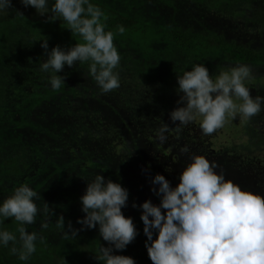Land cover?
I'll list each match as a JSON object with an SVG mask.
<instances>
[{
  "label": "clouds",
  "instance_id": "9594fccd",
  "mask_svg": "<svg viewBox=\"0 0 264 264\" xmlns=\"http://www.w3.org/2000/svg\"><path fill=\"white\" fill-rule=\"evenodd\" d=\"M25 8H35L40 16L47 14V22L62 19L72 36H79L82 43L67 49L57 45L49 51L47 39L41 47L47 59L41 71L60 73L65 65L73 67L77 62H90L88 74L100 90L107 94L120 87L119 74L114 71L120 63V55L114 45L115 33L105 31V13L89 0H55L49 7L48 0H20ZM12 8V0H0V12ZM23 15L22 13H20ZM123 34V26H117ZM251 68L241 64L230 71L221 72L215 79L204 64H196L190 71L177 77L178 105L169 113L177 131L180 126L200 119L204 135H211L224 126L226 120L238 115L243 120L258 115L264 97L253 96L244 84L250 78ZM51 88L59 91L65 85V77L52 76ZM239 101V103L237 102ZM178 122V123H177ZM169 125L165 123L157 131L161 143L167 140ZM181 153H188L184 146ZM191 162L179 175V183L173 187L161 174L152 180L153 193L160 198L159 205L146 200L132 207H139L145 248L152 264H264V197L241 190L231 180L218 174V167L200 155H192ZM129 191L120 183L97 174L87 182L85 193L80 197L82 212L78 219L80 229L66 225L63 215L56 223L65 230L67 239L75 238L79 231L99 226V236L107 242L100 245L94 258L102 264H136L134 258L116 255L123 251L138 235L131 217L122 209L128 205ZM42 197L27 185H21L0 205V218H13L19 237L7 230H0V246L12 243L10 254L18 255L22 261L30 259L36 251V241L44 237L29 232L26 225L36 223L38 214L45 216L42 228L50 214H54L46 202L43 209L35 203ZM154 233L156 238L153 239Z\"/></svg>",
  "mask_w": 264,
  "mask_h": 264
},
{
  "label": "rangeland",
  "instance_id": "374dc122",
  "mask_svg": "<svg viewBox=\"0 0 264 264\" xmlns=\"http://www.w3.org/2000/svg\"><path fill=\"white\" fill-rule=\"evenodd\" d=\"M89 1L94 3L98 0ZM100 1L104 3L106 2L112 7V10H118L121 15L132 18L130 28L127 30V27H125V32L122 35L118 33L116 26L114 28L105 27V31H112L115 33L114 45L117 48L122 61L127 64V58L132 60L137 59H134V56L132 55L125 54V50L121 49L119 44L121 46L131 45L132 47H138L141 42L139 48L143 52L144 59L151 60V58L154 57L157 61L152 74H155L154 76L158 75L161 78L155 83H151L149 79L147 82L138 83L136 82L138 80H136L134 83L133 77H129L126 80L119 77L120 87L112 91L113 94L119 97L118 100H120L122 104L127 99L130 101V106L128 108L127 106L123 107L126 111L123 117L126 120L124 122L129 123L133 127L130 126L129 130H127L123 125V129L120 133L126 134V132L129 131L133 134L134 141L139 142V150H135L133 153L135 155H143L151 159L153 161V167L156 170L164 171L163 176L173 187L179 183V175L187 164L191 162L190 158L192 155L203 156L218 166L222 165L225 161L229 162L232 164L233 168L227 166L226 169H222L220 172L232 174L233 177L230 180L238 185L241 190L245 191L252 189V193L264 197V103H262L261 112L258 115L250 118L249 120H243L239 115L235 119L229 117L224 126L217 129L211 135H204L202 133L200 128L201 118L199 117L195 121L190 122L187 126H180L179 131H177V126L174 125L169 118V113L178 106L176 104V101L179 99L176 92V88L178 87L177 77L182 76L185 71H190L194 65L204 64V66L209 69L210 75L213 79H215L221 72L230 71L232 67L241 64L250 66L252 70L251 75L249 79L244 81V84L250 89V94L253 98H255L256 96L264 97V63L228 62L223 54L222 58L218 57L221 55V51H219V49L214 47L212 50H209L205 48L204 45L197 46L195 50H186L182 52L179 51V49L170 48H165V50H163L164 43L161 40L164 37L166 38L167 30L158 28L157 25L160 26V23L158 24L157 21L151 19L153 14L147 13L151 10L150 7L158 0ZM163 1L165 2V0ZM168 1L169 3L174 2V0ZM183 1L184 0H178V3L181 4ZM201 2L205 6L197 7V9H195L194 5L191 4V7L193 8H191L192 16L190 17V19L195 18L200 24L194 25L192 23H188L190 33H193L191 31H198L201 33L198 37L200 43H208L223 36L226 41H234L249 48L264 50V0H201ZM223 2H225L228 7H226V4H222ZM193 9H195L196 13ZM114 12L115 11H113V13ZM174 12L175 10L173 13ZM20 13L23 15L25 14L28 19H32L36 15L39 16L35 8L31 6L25 8L23 4L20 3V0H12V8L5 12H0V108L3 109L9 106H17L30 94L29 83H27V81L22 82L18 79H14L15 75H12L11 69L19 68L21 65L22 67H27L31 71L37 64V61L35 60L38 58L36 49L45 54L44 49L41 46L38 47L39 45L36 42L25 44V41H22V38L18 37V34L21 36L22 28L25 25L23 18L16 22L10 21L5 27H1L4 20L11 19L15 16H21ZM207 13H209V17H207ZM218 14L221 15L218 17ZM178 17L179 16L175 18ZM180 18L182 20L184 16L179 17V19ZM204 18L208 21H204ZM190 19H183V25L186 26L187 21ZM166 21V24L171 26L178 23V21L172 23L168 19ZM215 22L219 25L215 24ZM205 24L209 29H212L207 30L204 26ZM41 25L42 24L31 28V30L33 29L31 33L39 37H45V35L48 34L49 38L47 39V42L49 51L52 48V46H49V44H51L52 37L56 36V42H58L59 40L65 41L67 39L65 36L71 35L69 30L66 31L68 33L66 35L64 30L61 31V29L56 27V30L54 31L56 34L51 36L55 27H51V25L46 24L41 31ZM196 25L199 27L197 28ZM77 38L79 39V43L83 42L79 36ZM28 40L32 41L29 37ZM37 40L40 42L44 41L39 39ZM165 40H167V38ZM148 44L150 48L153 45V50L151 52H147ZM158 44L162 45L158 46ZM201 56L204 57L200 58ZM213 57L215 58L209 60ZM140 59H142V57ZM169 59L182 61L186 64V66L182 67L181 70H176L174 69V65L170 66L167 64ZM207 59L208 61L205 62ZM189 63L190 65L188 66ZM143 64L145 66V63ZM6 71L8 73H6ZM128 83H131L132 87H138L130 90L127 85ZM237 102L239 103V101ZM9 116L11 117V115ZM8 119L9 118L6 116V120ZM120 120L121 118L119 116H117L116 119L113 116H108V121L113 122L111 123L112 125H115L118 122L123 124ZM3 121H5V118H3ZM165 123L169 125V131L165 133L167 140L161 143L157 137V131ZM138 124L140 126H137ZM136 127L140 128L138 132ZM136 133L137 137L135 136ZM108 135L109 136L106 137V143L110 145L108 146L109 152L103 156H109L112 158L113 162L119 163L118 160L122 157V155L128 157L126 153L119 151V147H115V144L119 143L118 138L120 139L121 137L118 136L116 130H111ZM16 139L17 133L11 132L6 136L7 142H4L5 139L0 140V147L10 149L7 156H4L3 161L1 162L3 168H1L2 173L0 174V188L2 189L0 205H2L5 199L14 193V190L17 187L24 183V181L21 182L17 179L16 173L15 175L12 174L15 171H24L22 164L24 156H22L21 151H18L15 147L9 148L11 141ZM132 142L133 141L130 143ZM20 143H22V141ZM3 144H5V146ZM34 144L37 147L40 146L39 141H35ZM184 146L189 148L188 153H181L180 149ZM129 147L133 148L135 145L131 144ZM157 147H160L162 155H165V162L162 158L161 160L155 155V149ZM22 149L24 150L25 148ZM104 150L105 149L102 148L99 150L100 155ZM23 154L28 157L32 155V153ZM218 161L220 164H218ZM71 162L73 164L72 160ZM38 165V160H34L32 167L28 166V169L25 168V171L31 175ZM166 172L170 174L165 175ZM93 176L94 175L90 176V179L88 178L87 181H93L95 179ZM52 177V175L48 174L45 177L43 186L50 185ZM131 177L134 178L132 175ZM14 179H16V182ZM27 186L33 189L32 185L27 184ZM144 187L145 186L135 187L133 188V192H139L140 194L146 193V200H151L153 204L159 205L160 199L153 193L152 188L146 189ZM79 188L80 194L77 196V201L75 202L76 204L72 206L76 209L74 210V212L77 213L76 217L71 215V210L64 213L61 212L63 205L61 202V204H57L59 201L56 199L57 196L61 197L63 195L50 194L47 196L46 200L48 201L49 199L48 205L52 208L54 213L53 215L56 217V222H54L55 218L50 220V214L46 220L49 228H42V222H45V216L41 211V214H38L41 220L37 215L36 223L27 225V230L29 232H35L38 234V237H44L43 241L47 246L55 245L56 247H59L61 252L64 254V257H66L69 249H78L80 252L84 247L83 245L88 243L84 240V237H87L89 234L97 231L96 229H85L83 231H79L77 237H69L66 239L63 235L65 230L58 229L56 227L58 218L63 215L66 220V225L70 221L73 228H81V225L77 223V220L82 219L86 215L81 210L82 205L80 201V197L85 193V187L81 185ZM143 202L144 201H142V203ZM76 205L78 208H76ZM131 206V201L128 198L127 207L122 209L125 216L132 213ZM14 229V227H9L8 231L11 232L12 230L14 231ZM0 230H4V228L1 227ZM94 239L95 238H92L89 241V249L91 251L90 256L95 255L97 252L94 247H100L101 244L105 247L108 246L106 242H102L100 245L99 243H93V241L97 240ZM40 242L41 241L37 239V247H41L42 244H40ZM11 246L12 243L9 242V246L7 247L9 252ZM48 255L49 253L45 251L42 252L36 250L30 259L33 260L34 258L36 264H54L49 261ZM79 256H81V254ZM80 259L81 258L78 256L73 258V260L77 262ZM90 261H94V259L90 258ZM98 263L100 264L99 261ZM57 264H65V262L63 261L62 263Z\"/></svg>",
  "mask_w": 264,
  "mask_h": 264
},
{
  "label": "trees",
  "instance_id": "16d2710c",
  "mask_svg": "<svg viewBox=\"0 0 264 264\" xmlns=\"http://www.w3.org/2000/svg\"><path fill=\"white\" fill-rule=\"evenodd\" d=\"M54 2L55 0H48L49 7H51ZM92 4L98 5L99 8L107 15V20L102 21L105 23L106 27L114 28L115 26L117 27L123 25L124 29L125 27H127V30L130 28L132 18L121 15L116 9L112 10V7L106 2L104 3L98 0ZM191 4L194 5L195 9H197V7L205 6L202 4L201 0H184L181 4L178 3V0H174L173 3H169L168 0H165V2L163 0H158L150 7L151 10L147 13L153 14L151 19L157 21L158 24L160 23V26L157 25L158 28L167 30V40H165V37L161 40L164 43L163 50H165V48H170L179 49V51L182 52L186 50H195L197 46L204 45L205 48L209 50H212L214 47L219 49V51H221V55L218 57L222 58L223 54L228 62L264 63V50L249 48L234 41H226L223 36L208 43H200L198 37L201 33L198 31H191L193 33H190V29L188 27V23H192L194 25L200 24L195 18L190 19L192 16L191 8H193L191 7ZM222 4L226 3L223 2ZM226 7H228V5ZM195 9L193 10L195 11ZM174 10L175 12L173 13ZM113 11L115 12L113 13ZM206 15L207 17L210 16L209 13ZM220 15L221 14H218V17ZM177 16H184L183 19L188 18L190 20H188L187 23L185 22L186 26H184L182 23L183 19L181 20L179 17L175 18ZM21 18L25 21V25L22 28L21 36L18 34V37L22 38V41H25V44L36 42L39 45L38 47H40L42 42L37 39L46 40L49 38L48 34L45 35V37H39L31 33L33 31L31 28L40 24H42L41 31L46 24L51 25V27H55L51 36L56 34L54 32L56 27L61 29V31L64 30L65 32L69 30L66 28V24L62 19L47 22V14L45 16L36 15L32 19H28L25 14L17 17L15 16L11 19L4 20L1 27H5L10 21L16 22L21 20ZM167 19L172 23L177 21L178 23L174 26L168 25L166 24ZM204 21L208 20L204 18ZM215 24L219 25L217 22H215ZM198 25H196L197 28L199 27ZM204 26L207 30L212 29H209L206 24ZM67 34L68 33L66 32V35ZM28 37L32 41L28 40ZM65 37L67 38L65 41L59 40L58 42H56V36L52 37L51 44H49V46L55 47L59 45L62 48L67 49L68 47L79 43V39L77 38L78 36H72L71 34L70 36ZM140 44L138 47H132L131 45L121 46L119 44V47L125 50V54L132 55L134 56V59L137 60L127 58V64H125L122 61V58H120L118 68L114 69V71L117 72L119 77L123 80L133 77L134 83L136 80H138L136 81L138 83L147 82L148 79L151 83H155L158 79H161L160 76H154L155 74H152L157 61L154 57L151 58V60L144 59L143 52L139 48ZM161 45L162 44H158V46ZM147 47V52H151L153 50V45L150 48L148 44ZM36 51L38 55V58L35 59L37 64L31 71L27 67H22L21 65L19 68L11 69L12 75H15L14 79H18L22 82L27 81V83H29L30 94L17 106H9L4 109L0 108V140L5 139L4 142H7V134L16 132L17 139L11 141L9 148H17L18 151H21L22 156H24V159L22 160L24 171H15L12 174L15 175L16 173L17 179L21 182L24 181L21 185L30 184L33 186L32 190L40 193L42 198L35 201L39 208L43 209L44 204L46 202L49 203V199L47 201L46 198L50 194L63 195L61 197L57 196L56 200L59 201L57 204L62 203V213L71 210L70 213L74 217L77 216V213L74 212L76 209L72 206L76 204L75 202L77 201V196L80 194L79 187L83 185L86 190L88 178L92 175H94L93 178H95L97 174L103 175L106 180L111 179L113 182L120 183L123 187L127 188L129 191L128 198L131 201V204H133V202L137 205L142 204V201H146V193H134L133 188L142 186H145L144 188L146 189L153 187L158 188L159 185H152L151 180L156 174L163 175L164 171L156 170L153 167V161L148 157L135 155L133 153V151L139 150V142L134 141L132 133L129 131L126 132V134L120 133L123 129V125L127 130H129V127L132 126L129 123L124 122L126 120L123 117L126 113L123 107L127 106L128 108L130 106V101L127 99L122 104L120 100H118L119 97L112 92L107 94L103 93L95 80L88 74L90 62H77L71 68L65 65L63 71L60 73H55L51 70L45 72L41 71V65L45 62L47 56L38 49H36ZM141 57L142 59H140ZM203 57L204 56H201L200 58ZM214 58L215 57L210 58L209 60ZM173 61L174 60L169 59L167 64L170 66L174 65V69L176 70H181L182 67L186 66L185 63L177 59L174 62ZM207 61L208 59L205 60V62ZM143 63H145V66ZM189 65L190 63L188 66ZM6 73L8 72L6 71ZM57 74L65 77V85L62 86L59 91H54L51 88L50 79L52 76ZM127 85L130 90L138 87L135 86V84V87H132L131 83H128ZM9 115H11V117ZM6 116L9 118L8 120H6ZM108 116H113L115 119L119 116L121 118L120 121H122L123 124L118 122L117 124L112 125L111 123L113 122L108 121ZM3 118H5V121H3ZM137 126L140 125L138 124ZM111 130H116L118 136L121 137L120 139L118 138L119 143L115 144V147H119L120 152L128 155V157L122 155V157L118 160L119 163L113 162L112 158L109 156H103L109 152L108 146L110 145L106 143V137L109 136L108 133ZM136 130L138 132L140 128L136 127ZM135 136L137 137V133ZM21 141L22 143H20ZM35 141L40 142L39 147L34 144ZM131 141L133 142L130 143ZM5 144L3 145L5 146ZM131 144H134L135 147H129ZM22 148L25 149L23 150ZM101 148L105 150L100 155L99 150ZM7 149L8 148L0 147V174L2 173L1 168H3L1 165L3 157L7 156L8 151L10 150ZM23 153H32V155L28 157ZM155 155L159 159L162 158L163 161L165 160V155H162L160 147L155 149ZM34 160H38L39 165L30 175L25 171V168L28 169V166L32 167ZM71 160L73 161V164ZM218 164H220V162ZM227 166L233 168L231 163L225 161L222 165H219L215 171L218 174H223L225 179L230 180L233 177L232 174L220 172L222 169H226ZM48 174L53 176L51 178V184L43 186L45 177ZM169 174L170 173L166 172L165 175ZM131 175L134 176V178H132ZM14 180L16 182V179ZM1 191L2 189L0 188V196H2ZM245 191L252 192L253 190L249 189ZM49 208L52 210L50 206ZM76 208H78L77 205ZM131 208L132 213L126 217H131L133 219L138 235L125 250H114V254L130 256L134 258L136 264H152V261L148 257L147 249L145 248V241L147 240V237L144 234V225L140 219L142 210L139 207L133 208L131 206ZM53 218H55L54 222H56V217L51 214L50 220ZM1 227L7 231L9 227H14V231L12 230L11 232L15 234L17 238L19 237V233L16 231L18 224H16V221L13 218H0V228ZM47 228H49V225ZM95 229L97 230L96 232L92 231L94 233L84 237V240L88 243L83 245L84 247L80 252L78 249H69L66 257H64V254L61 252L59 247H56L55 245L47 246L44 241L40 242V244H42L41 247H37L36 245V250L49 253L48 259L54 264L62 263L63 261L65 264H99L94 258V255L90 256L91 251L89 249V241L92 238H95L94 240H97L93 241V243H99V245L105 241L99 236L98 225ZM155 238L156 234L154 233L153 239ZM98 248L99 247H94L96 251ZM80 254L81 256H79ZM75 256H78L81 259L77 262L73 260ZM90 258H93L94 261H90ZM0 264L36 263L34 258L33 260L29 259L27 261H22L19 259L18 255L10 254L7 247L0 246Z\"/></svg>",
  "mask_w": 264,
  "mask_h": 264
}]
</instances>
